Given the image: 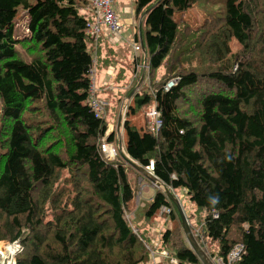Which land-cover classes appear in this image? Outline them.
I'll use <instances>...</instances> for the list:
<instances>
[{
	"label": "trees",
	"instance_id": "16d2710c",
	"mask_svg": "<svg viewBox=\"0 0 264 264\" xmlns=\"http://www.w3.org/2000/svg\"><path fill=\"white\" fill-rule=\"evenodd\" d=\"M196 3L134 0L142 55L119 45L112 58L100 54L102 34L95 45L88 31V0H0V241L21 243L15 264H147L142 227L158 213L180 223L161 233L160 249L177 264H202L166 194L179 190L213 261L242 244L234 264H264V0H227L198 28L176 20ZM110 66L115 89L106 88L99 117L91 71ZM124 100L126 152L109 160L101 141L118 137L107 134V115L117 118ZM152 103L156 133L129 119ZM129 159L145 170L153 163L163 185L138 225L126 217L137 196Z\"/></svg>",
	"mask_w": 264,
	"mask_h": 264
},
{
	"label": "rangeland",
	"instance_id": "374dc122",
	"mask_svg": "<svg viewBox=\"0 0 264 264\" xmlns=\"http://www.w3.org/2000/svg\"><path fill=\"white\" fill-rule=\"evenodd\" d=\"M226 1L227 0H198V3L194 4L187 11L181 12V13L180 12L176 13V15H175L176 20H179L180 18H182L183 20L187 21L193 28H198L199 26H201L203 24V22L209 16V14L213 13V14L223 15L226 12ZM22 14H20L18 16V19H17V29L19 32V34H18L19 37H22L23 34H27V30L25 28V22H26L25 20H27V19ZM145 28H146V26L144 24V29ZM121 32L119 34H121ZM115 34H118V33H115ZM136 34H140V33L135 30L134 36H136ZM136 42L140 43V45L142 46V41H140V42L136 41ZM230 47H231V50L235 52L236 50H238L240 48V44L237 42V40L232 39L231 43H230ZM128 54L130 55V57H132V56L137 57V56L142 55V53L139 54V52H138V53H136V54H138L136 56L131 52V50L128 51ZM147 68H148V66L145 67V69H147ZM145 69H144V71H145ZM160 78H161V75H160ZM171 80H176V79L173 78ZM103 93H104V90H103ZM98 94L100 95L99 90H98ZM124 102H123L124 105L123 106L121 105V107H120V111L118 113L117 118L111 117V115H112L111 112L109 113V115H107V118L109 119V127H108L107 134H109L113 131L116 132L118 139L115 142V146L117 147L119 152H120V150L124 151V148L126 147V139H127L126 131L124 130V128L120 127V131L118 132L117 125H116L117 119L119 118V116H121V118L122 117L124 118L128 114L127 112L124 114V106H125L127 101L124 100ZM144 110H145V108L142 109L139 114L132 116V118L135 119V122L131 121V123L138 126L139 128L141 127L142 124H143V126H145V124H146V120L143 117V111ZM0 115H1V102H0ZM129 117H131V116L129 115ZM0 125H1V122H0ZM142 129H144V127H142ZM1 151H2V149L0 147V154H1ZM143 174L139 175V173H137L132 167L129 168V173H128L129 181H130L131 185L133 186V188L135 190H137V193H138L139 188H140L139 187L140 186L139 176L144 177ZM147 180L149 181L147 184H149L151 186L150 187L151 189H150V194H144V192H143V194L141 196L142 199H140L143 202H145L144 197L146 198L148 195H151V194L154 195L155 189L158 188L156 185L152 186V184H151L152 182H150V179L147 178ZM148 203L149 202H147L146 204L148 205ZM132 206H133V209H134V212L136 215V218L134 219V223H135V225H138V223H140L139 221H141L142 218L144 217L145 208L139 207L138 209L135 210V208L137 206L134 203H132ZM182 209L184 210V212L186 214L191 213L193 211V205H191V207L189 206L188 208H185V209L182 206ZM154 220L158 223L157 227L159 230L157 232H156V229L149 230L148 232L145 230L147 228L149 229L152 227V225L149 226L150 224L143 225V227H142V228H144L145 235L148 237L147 239L149 240L146 247H148L150 249V253H151L150 262H148L147 264H170L171 262L170 263L167 262L169 259H167L166 257L163 258L164 256L161 254V252L165 251V250L160 249L159 237H160L161 233L166 229L177 230L180 227V223L177 219L172 220L171 217L164 216L161 213H158L155 216ZM184 237H185V234H184ZM185 239H186V237H185ZM20 245H21L20 242H14L13 244H10L6 241H0V264H15L16 255L22 251V248H20ZM8 248H11L12 252H8Z\"/></svg>",
	"mask_w": 264,
	"mask_h": 264
},
{
	"label": "built area",
	"instance_id": "2783aa9c",
	"mask_svg": "<svg viewBox=\"0 0 264 264\" xmlns=\"http://www.w3.org/2000/svg\"><path fill=\"white\" fill-rule=\"evenodd\" d=\"M90 4V10L93 14V19L87 22V28L91 36L94 38L95 45H97L98 39L102 34V30L105 27L110 33H120L123 30V24L121 20L117 17L114 9L115 0H88ZM133 48L136 53L141 50V45L138 42L133 43ZM147 67V66H145ZM95 73L96 68L93 67L91 71L92 83L90 88V105L93 108L95 114L99 117H104L106 115V101L100 98H97V88L95 85ZM177 83L176 80H171L165 85V89L168 90L173 87ZM113 86V85H112ZM111 87V86H110ZM125 103V102H124ZM122 103V106L124 105ZM128 103L126 102L124 106V114L128 112ZM143 117L146 120V130L152 133H156L159 131V128L162 126L161 113L158 110L155 103L150 104L143 111ZM123 118V117H122ZM125 118V117H124ZM101 150L103 154L109 160H112L118 156L119 150L117 147L110 143L106 138L101 141ZM154 166L153 163L150 164V168L148 172L153 175ZM150 175V174H149ZM142 181V179L140 180ZM158 185L156 183H152V186ZM143 189H141L142 192ZM141 192L134 198L133 203L138 206L141 199ZM178 198V197H177ZM167 213L171 212V209H165ZM126 217L130 221H134V213H127ZM133 230L136 234H138V229L133 227ZM244 246L242 244L236 245L231 252L229 253L226 259L224 258H216L214 260L215 264H234L241 258V254L243 252ZM161 254L170 259V262L173 264H177V260L171 258L167 251H162Z\"/></svg>",
	"mask_w": 264,
	"mask_h": 264
},
{
	"label": "crops",
	"instance_id": "0c3cea01",
	"mask_svg": "<svg viewBox=\"0 0 264 264\" xmlns=\"http://www.w3.org/2000/svg\"><path fill=\"white\" fill-rule=\"evenodd\" d=\"M114 9H115V13H116L117 17L121 20V22L123 24V30H122L121 34H119V33L115 34V33H110L105 27L103 28L102 37H101L102 41H101V46H100V54H102L104 56V53H107L109 57L111 56L112 58H116L115 51L117 49H119L120 46H123V47L129 46L131 52L137 56L138 54H136V52H134V49H133V42L134 43L136 42L134 34H135V30L138 31L139 20H137V17H136L135 12H134V0H115ZM90 14H92L91 10H90ZM137 25H138V27H137ZM140 37H141V34H140ZM111 49H113V51L110 52ZM126 50L127 49H124V54H125ZM138 67L143 69V66L138 65ZM114 74H115V69L112 66H110L108 69H104V67L97 68V72L95 73V85L97 88V95H96L97 98L105 100L104 97L107 96L106 88L111 86L110 89H115V85H114L115 76H114ZM98 90L100 91V95L98 94ZM103 90H104V93H103ZM132 116L133 115H131V117H129V119L132 122H135V119H133ZM117 123H118V119H117ZM117 123H116V125H117ZM142 127H144L143 124L141 125L140 128L139 127L138 128L141 129ZM124 152H126V147L124 148ZM143 175H144V177L139 176V182H140L139 187L140 188H139L138 193H140L141 189H143L141 192V196H142L143 192H144V194H150V189H151L150 188L151 186L149 184H147L149 182L147 180V178L150 179L149 176L146 175L145 173ZM141 179H142V181H140ZM150 182H152L151 179H150ZM155 192H156V189H155ZM138 193H137V195H138ZM154 195H155V193H154ZM154 195L151 194V195H148L146 198L144 197L145 202L140 200V203L135 208V210L138 209L139 207L146 209V207H147L146 203L150 202V200L153 198ZM175 195L178 197V198H176L177 201L183 206L184 209L188 208L189 206L191 207L192 204L188 200V197L186 196V192L184 190L176 191ZM132 203H133V201H131L129 203V208H130L131 213H134V219H135L136 215H135ZM154 218H152L149 222L145 223L147 225L150 224L149 226L152 225L151 228L145 229L147 232L149 230H153V229H156V232L159 230L157 227L158 223L154 220ZM139 222L142 224L143 218Z\"/></svg>",
	"mask_w": 264,
	"mask_h": 264
},
{
	"label": "water",
	"instance_id": "95a60500",
	"mask_svg": "<svg viewBox=\"0 0 264 264\" xmlns=\"http://www.w3.org/2000/svg\"><path fill=\"white\" fill-rule=\"evenodd\" d=\"M142 45H144L143 41H142ZM131 95H130V97H131ZM120 127H121V116H119L118 123H117L118 132L120 131ZM128 164H130L136 170L148 175L149 178L151 179V181L156 183L158 185V187H160V188L163 187L161 182H159V180L154 176V174L152 175L151 173H149L148 170H145L143 167L138 165V163H136L132 159H129ZM166 194L170 198V200L172 201V203L175 205V207L177 208V210L179 212V215L181 217L182 228L184 230V234H185L186 240H187L190 248L197 254V256L200 259V261L202 262V264H215V262L212 260V258L207 254V252L203 249V247L200 245V243L196 239V236L194 235V232H193L192 227L190 225V222L187 218V215L184 212V210L182 209V206L180 205V203L174 198L173 194L170 191H166Z\"/></svg>",
	"mask_w": 264,
	"mask_h": 264
},
{
	"label": "bare ground",
	"instance_id": "6f19581e",
	"mask_svg": "<svg viewBox=\"0 0 264 264\" xmlns=\"http://www.w3.org/2000/svg\"><path fill=\"white\" fill-rule=\"evenodd\" d=\"M13 248V247H12ZM14 249V248H13ZM8 252H12V249L11 248H8Z\"/></svg>",
	"mask_w": 264,
	"mask_h": 264
}]
</instances>
